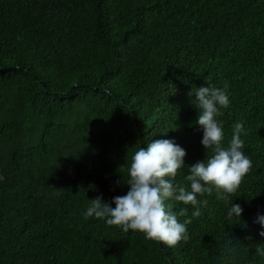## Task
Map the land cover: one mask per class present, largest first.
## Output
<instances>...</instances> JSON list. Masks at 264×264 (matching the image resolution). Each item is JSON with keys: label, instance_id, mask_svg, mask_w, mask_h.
I'll list each match as a JSON object with an SVG mask.
<instances>
[{"label": "trees", "instance_id": "16d2710c", "mask_svg": "<svg viewBox=\"0 0 264 264\" xmlns=\"http://www.w3.org/2000/svg\"><path fill=\"white\" fill-rule=\"evenodd\" d=\"M225 81L226 143L242 121L253 162L231 197L240 219L215 194L198 197L208 205L176 247L85 219L91 199L115 207L127 194L131 156L158 139L186 151L176 182L187 186L207 156L189 93ZM258 214L264 0H0V264H264Z\"/></svg>", "mask_w": 264, "mask_h": 264}, {"label": "clouds", "instance_id": "9594fccd", "mask_svg": "<svg viewBox=\"0 0 264 264\" xmlns=\"http://www.w3.org/2000/svg\"><path fill=\"white\" fill-rule=\"evenodd\" d=\"M228 90L229 83L225 81L222 88L208 85L189 93L195 95L194 106L199 110L196 123L203 130L201 144L207 156L189 168L190 174L185 176L187 186L176 182L185 167L186 151L174 140L158 139L147 147H139L131 156L127 194L113 198L111 203L115 207L101 196L91 199L83 214L85 219L103 220L108 226L125 233L138 232L146 240L167 247L189 242L187 226L202 215L201 207L208 205L207 199L198 197L215 194L216 200L230 204L227 218L230 221L240 219L243 208L232 204L231 197L236 196L245 177L252 172L253 162L243 151L245 141L241 136H247L248 132L242 121L233 125L226 143L223 122L218 117L230 106ZM170 202L191 205L194 211L191 216L187 207L173 211ZM178 217L185 219L181 222ZM254 223L264 228V215L258 214ZM259 236L264 237V231H260ZM224 253L228 257L237 254L231 239L225 244ZM255 255L264 258V244L255 247Z\"/></svg>", "mask_w": 264, "mask_h": 264}, {"label": "rangeland", "instance_id": "374dc122", "mask_svg": "<svg viewBox=\"0 0 264 264\" xmlns=\"http://www.w3.org/2000/svg\"><path fill=\"white\" fill-rule=\"evenodd\" d=\"M79 175H82V174L80 173ZM77 177H79V176H77Z\"/></svg>", "mask_w": 264, "mask_h": 264}]
</instances>
